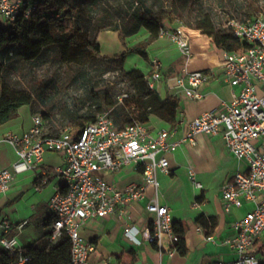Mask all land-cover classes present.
<instances>
[{
	"label": "built area",
	"instance_id": "built-area-1",
	"mask_svg": "<svg viewBox=\"0 0 264 264\" xmlns=\"http://www.w3.org/2000/svg\"><path fill=\"white\" fill-rule=\"evenodd\" d=\"M41 0H0V16L7 24L20 17L31 18L39 12ZM224 26L231 27L234 38L241 45L231 51H222V79L230 86V100L223 102V110L204 111L188 125L186 133L178 140L173 136L176 126L160 128L155 133L147 123L133 121L117 127L110 111L98 113L94 121L77 131L64 127L57 134L46 130L42 114L32 115L31 126L22 132H8L3 140L16 153L9 168L0 169V192L5 193L19 173H35L34 189L40 191L47 184V172L42 168L46 152H59L64 163L54 167L59 187L48 201L52 221L48 227L50 240L56 242L63 236L70 241V264H91L96 250L94 243L85 239L81 229L85 223L116 214L123 224L124 237L133 244H155L169 255L176 252L178 237L173 229L170 209L158 200L159 174L169 175L167 155L182 143L195 144V135L221 134L230 154L245 168L237 170L221 187V200L225 213L246 205L245 212L231 222L232 234L220 244L227 245L235 254L232 260L219 264H264V9L251 16L230 17ZM159 37L173 42L188 62L193 57L188 27L179 24L164 27ZM150 71L145 76L146 87L155 90L161 79V63L150 60ZM210 74L204 70L186 71L174 77V87L187 97L200 100L204 94L196 88L207 83ZM186 81L188 85H186ZM127 95H119V102ZM222 127V131L220 128ZM131 166L142 175L141 183H129L118 188L108 182L104 172H118ZM189 178L195 188L201 189L192 168ZM148 187L154 189L144 209L152 215L140 231L127 221V208L146 198ZM27 223L23 220L15 228L20 231ZM0 249L17 257L13 264H24L30 259L16 236H7L11 225L6 217L0 221ZM201 230L200 228H198ZM141 237H140V236ZM208 241L216 240L205 234ZM165 242V244H164ZM103 264H115L111 256Z\"/></svg>",
	"mask_w": 264,
	"mask_h": 264
},
{
	"label": "crops",
	"instance_id": "crops-1",
	"mask_svg": "<svg viewBox=\"0 0 264 264\" xmlns=\"http://www.w3.org/2000/svg\"><path fill=\"white\" fill-rule=\"evenodd\" d=\"M188 28L193 37L191 41L193 57L188 62L185 59L181 61L180 58L172 60L168 44L162 41V37H158L148 45L153 52L149 55V63L151 59H157L162 65L161 79L156 83L155 91L163 98L174 95L179 99L174 140L180 139L186 133L192 119L204 111H222L224 107L222 103L228 102L231 97L230 86L222 79V51L213 48L214 44L211 45L210 37L202 34L199 29ZM102 33L98 35V43ZM114 33L118 35V32ZM194 57L197 58V62L191 64ZM198 68L204 69L211 76L207 83L196 88L204 94V97L194 100L173 85L174 77ZM149 71L150 68L148 74ZM186 85H188L187 81ZM18 111L17 118L0 125V169L9 168L17 158L13 147L3 140L4 136L8 132L27 130L32 124V115L35 114L29 105H22ZM147 124L153 133L160 128H170L168 123L154 115L149 117ZM220 130L222 131V127ZM194 138L195 144L182 143L173 153L167 155L170 174L158 175L160 181L158 200L169 207L173 221L182 222L185 230L186 254L175 252L169 255L165 249L155 248L146 242L131 243L123 235L122 220L114 214L89 221L81 229L85 239L89 241L95 239L94 242L91 241L96 247L91 264H103V260L109 255L115 264H219L235 257L234 252L220 242L232 234L231 222L245 212L246 205L225 213L220 187L237 170L244 169L245 163L239 162L230 154L221 134L212 136L198 133ZM63 163L64 156L61 153L48 151L44 154L41 165L47 172L48 182L40 191L34 189L35 173L27 171L17 174L5 193L0 192V221L6 217L11 225L6 235L16 236L22 247L32 244L41 235L44 230L43 222L52 215L48 201L59 187V180L53 169ZM189 168L194 170L197 181L202 184L201 189L195 188L192 184L188 175ZM103 176L108 182L121 189L129 183L142 182L141 173L134 171L131 166L124 167L118 172H104ZM183 181L187 187L185 196L181 189ZM153 194L154 189L148 187L146 198L127 208L130 215L127 221L140 231L152 217L146 212L144 205ZM200 215L216 218V226L210 234L217 243L205 239L204 230L196 222ZM23 220H27V223L17 231L15 226ZM189 225L192 227L190 230ZM2 233L3 229L0 227V235Z\"/></svg>",
	"mask_w": 264,
	"mask_h": 264
},
{
	"label": "trees",
	"instance_id": "trees-1",
	"mask_svg": "<svg viewBox=\"0 0 264 264\" xmlns=\"http://www.w3.org/2000/svg\"><path fill=\"white\" fill-rule=\"evenodd\" d=\"M88 2L89 0H41L40 10L44 11V17L39 18V12H36L29 19L20 17L14 23L0 27V125L17 118L22 105H29L33 112L37 113L36 103L44 102L42 92L34 93L30 89L16 87L6 80L3 74L5 61L11 58L35 61L50 46L54 47L61 59L66 62L81 64L99 62L105 70H118V78L110 82L112 85L123 86L116 98L112 99L107 90L102 93L93 92L89 105L92 112L83 118L76 110L68 112L69 121L78 129L94 121L98 113L105 111L111 112L113 121L119 128L133 121L148 123L151 115L165 121L170 127L176 125L179 99L174 95L163 98L157 91L147 89L146 73L140 68L133 67L125 73L121 70L129 51L149 61L147 46L159 37L160 30L164 28L163 21L175 22L172 6L161 5L157 8L144 0H125L123 3L125 5L118 8L124 16L116 23L107 19L109 15L107 9H103L98 17L83 20L87 10L85 4ZM243 10L246 16L252 15L246 5ZM195 28L210 37L215 47L221 51H231L241 45V42L233 37L231 27L207 18L200 20ZM140 29L147 33L140 44L126 48L122 53L113 56L101 54L97 40L100 32L104 30L118 32L119 40L125 45V38L136 35ZM123 93L127 96L119 102V95ZM41 114L48 118L46 113ZM51 221L52 215L43 222L44 230L41 235L32 244L23 247L25 254L30 256L24 264H70V241L66 236L56 242L50 240L48 227ZM196 222L206 235L216 226L214 216L200 215ZM173 229L178 237L175 244L176 252L185 255L187 247L182 222L173 221ZM153 246L158 248L155 244ZM16 260L17 257L10 256L7 251L0 249V264H13Z\"/></svg>",
	"mask_w": 264,
	"mask_h": 264
},
{
	"label": "rangeland",
	"instance_id": "rangeland-1",
	"mask_svg": "<svg viewBox=\"0 0 264 264\" xmlns=\"http://www.w3.org/2000/svg\"><path fill=\"white\" fill-rule=\"evenodd\" d=\"M125 0H89L85 19L89 17H98L103 9H107L109 15L107 19L110 21L120 22L123 18L121 7ZM147 4L159 8V6H172L174 23L163 21L164 27H174L179 24L194 29L200 20L207 18L212 22L224 25L230 17H238L245 15L244 5L250 13L264 9V0H144ZM242 5V6H241ZM89 7V8H88ZM52 10V9H51ZM85 23V21H83ZM6 21L0 16V27L6 26ZM105 31V32H104ZM99 36L101 54L113 56L122 53L126 48L140 44L146 37L147 33L144 29H140L134 36L125 38V45L121 43L118 35L111 30H104ZM108 31V32H106ZM111 31V32H109ZM101 33V32H100ZM99 35V34H98ZM162 41L168 44L171 52L172 60L180 58L184 61L179 48L167 38ZM212 45V42H211ZM213 48H216L213 45ZM148 54L151 55V48L147 46ZM179 60V62H180ZM197 58L194 57L190 62L196 64ZM149 61H145L139 54L129 51L126 56L125 63L121 68L122 72L131 70L133 67L140 68L146 74L150 68ZM195 70H204L198 68ZM3 74L6 80L12 85L20 88H27L34 93L42 92L44 102H37V113H46L48 118L46 121V129L49 133L58 132L64 127H70L77 130V126L73 125L68 119V112L77 111L78 115L83 118L92 108L90 97L93 92L102 93L107 90L112 97L122 91L123 86L110 82L116 81L118 78V70H105L104 66L99 62H89L86 64L70 63L61 59L56 49L52 46L48 47L41 57L35 61H22L11 58L6 60L4 64ZM101 101V100H100ZM182 183V194L186 195V184ZM181 191V190H180ZM184 196H182L184 198ZM189 230L192 228L189 225Z\"/></svg>",
	"mask_w": 264,
	"mask_h": 264
}]
</instances>
